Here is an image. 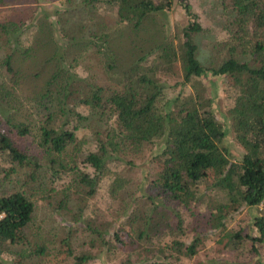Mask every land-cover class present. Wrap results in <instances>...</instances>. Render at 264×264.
I'll return each instance as SVG.
<instances>
[{"label": "trees", "instance_id": "obj_1", "mask_svg": "<svg viewBox=\"0 0 264 264\" xmlns=\"http://www.w3.org/2000/svg\"><path fill=\"white\" fill-rule=\"evenodd\" d=\"M8 1L16 0H0V5ZM95 1L114 7L116 22L131 25L133 29H137L148 16L167 11L171 4V0ZM222 5L226 16L223 30L227 36L224 46L228 56L216 67L204 68L196 57L193 36L201 31V27L193 20L182 29L181 43L177 47L172 42L163 41L151 51L157 52V56L156 64L149 69H140L135 62L119 74L114 87L87 85L90 89L85 97H80L79 103L101 107L102 111H107L106 119L109 120L108 125L93 133L94 151L81 152V142L77 141L73 131L49 125L54 119L67 117L60 103L71 96L67 85L58 83L65 72L60 66L52 71L34 68L30 75L38 80L44 72H49L39 98L46 99L51 89L57 96L54 101L58 103V111L49 113V109L43 107L42 117L46 120L36 133L43 162L19 150L7 135L0 133V155L12 165L7 169V175L12 174L17 166H28L32 175L47 169L53 181L66 172L73 173L78 200L83 204L78 208L80 218L87 200L93 198L101 178L109 171V164L120 165L121 169L114 173L108 186L111 198L117 200L120 213H114V219L119 221L129 211L125 213L129 206V201H125L126 190H129L126 185L130 182L127 173L145 156L146 147L159 145L160 152L155 158L156 174L151 183L155 197H150L152 209L144 222H130L132 228L126 229L117 221L116 230L110 231L108 224L81 218L79 231L90 236L87 244L122 252L125 258L119 264H173L172 261L182 259L188 264H214L212 261H192L205 230L223 231L225 215L241 206L257 210L264 195V0H224ZM23 24L20 19L0 22V73L3 77L0 80V117L19 137L29 134L27 126L16 122L12 116L21 85V67H13L14 48ZM49 32V24L41 28L44 37L24 50L28 52V58L22 60H29L31 53L47 43L49 49L53 46ZM53 49L50 56L58 54L57 48ZM175 64L179 66L182 85L207 73L229 80L227 88L233 101L227 117L233 139L243 151L238 162H230L227 151L221 146L225 133L213 115L211 100L204 96L203 87L197 81L191 84L188 95H178L170 100L163 98L162 86L155 75L160 70H170ZM107 66L111 69L109 64ZM68 114L76 117L82 128L88 123L87 115L73 111ZM78 160L91 172L77 170ZM199 187L215 189L226 197V204L210 209L205 230L200 231L196 226H184L182 217L183 213L188 219L195 217L191 207L199 202L196 193ZM69 196L65 192L61 203ZM34 207V202L20 191L0 196V253L21 246L42 264L49 255L48 249L43 241L31 243L26 235ZM257 213L259 216L253 221L258 233L256 237L241 235V231L225 233L231 248L243 240L251 242L250 251L256 257L252 264H262L254 244L264 241V216L258 210ZM177 236L190 237L189 241L183 242L175 239ZM165 237L170 239L168 243L163 241ZM75 238L71 234L65 236L59 242L56 255L62 261L70 258L72 264H86L92 255L88 250L75 253Z\"/></svg>", "mask_w": 264, "mask_h": 264}, {"label": "rangeland", "instance_id": "obj_2", "mask_svg": "<svg viewBox=\"0 0 264 264\" xmlns=\"http://www.w3.org/2000/svg\"><path fill=\"white\" fill-rule=\"evenodd\" d=\"M222 1L224 0H171L167 11L148 16L137 29L128 24H118L114 7L95 0H16L0 5V22L15 19L24 21L18 34V44L14 48L16 57L13 67H21V85L12 116L16 122L27 126L29 134L24 137L16 136L1 117L0 133L7 135L19 150L43 162L36 143V133L39 127L44 126L46 120L42 117L45 111L43 107H47L49 113L58 111V103L54 101L57 96H54L55 92L51 89L46 99L39 98V91L49 72H44L38 80L30 75L34 68L52 71L56 66H60L65 72L58 83L67 85L71 96L60 103L67 117L54 119L52 125L50 122L49 125L73 131L77 141L81 142L79 145L81 152L94 151L93 133L108 125L109 120L106 119L107 111H102L101 107L79 103L80 97H85L90 89L87 85L90 83L114 87L119 74L135 62L140 69H149L156 64L157 56V52L151 51L163 41L172 42L177 47L181 43L182 29L193 20L201 27V31L193 36L197 46L196 57L204 68L216 67L228 56L224 46L227 36L223 30L226 16ZM48 24L53 46L49 49L47 43L46 46L40 47V50L31 53L29 60H22L28 58V52L24 50L44 37L40 30ZM53 47L57 48L58 54L50 56ZM147 53L151 54L146 56ZM108 64L111 69L108 68ZM180 74L178 64L170 67L168 71L160 70L156 73L155 79L162 86L163 98L170 100L178 95L186 96L191 93V84L197 81L203 87L204 96L211 100L213 115L225 133L221 146L227 151L230 162H238L243 151L233 139L231 124L227 117V111L233 101V96L227 88L229 80L207 73L192 80L190 84L182 85ZM1 79L3 77L0 73ZM46 100L48 101L45 102ZM5 109L6 107L3 108L4 111ZM69 111L88 116L89 120L84 128L79 126L76 117L68 114ZM159 152L158 144L146 147L145 156L127 173L130 182L126 185L129 190H126L128 195L125 196V201L126 199L129 201V206L125 213L129 211L120 221L114 219V213L118 212L117 200L111 198L108 191L114 173L121 169L117 163L109 164V171L101 178L93 198L87 200L81 218L108 224L110 231L116 230L118 222L126 229L132 228L130 222H144L152 209L150 197H155L151 183L155 178L157 169L155 158ZM11 167L6 157L0 155V196L20 191L34 202L33 218L26 235L31 243L43 241L48 249L49 255L42 264H72L70 258L62 261L56 255L60 249L59 242L69 234L72 238L73 235L76 236V242L73 243L75 253L87 250L91 253L92 258L86 264H119L118 262L125 258L122 252L114 248L107 250L106 246L90 247L87 244L90 237L88 233H80L82 222L78 216L80 214L78 208L83 204L78 200V188L74 187L72 181L73 173L66 172L53 181V176L49 175L47 169L32 175L28 166H17L12 174L7 175V169ZM76 167L79 171L91 172L80 160ZM65 192L70 196L61 203ZM196 193L199 202L191 207L196 214L195 217L188 219L185 213L182 217L184 226L187 224L196 226L200 231L205 230L210 209L215 205L226 204V197L222 192L215 189L205 190L203 187H199ZM258 216L255 207L245 206L225 215L224 230H205L198 253L192 261L252 264L256 257L250 251L251 242L243 240L235 248H231L225 233L241 231V235L256 237L258 233L253 227V221ZM189 237L177 236L175 239L187 242ZM169 240L165 237L163 241L168 243ZM254 247L258 252V259L264 264V241L261 244H254ZM172 262L188 264V261L183 259ZM0 264L41 263L29 256L27 250L21 246H14L7 252L0 253Z\"/></svg>", "mask_w": 264, "mask_h": 264}, {"label": "built area", "instance_id": "obj_3", "mask_svg": "<svg viewBox=\"0 0 264 264\" xmlns=\"http://www.w3.org/2000/svg\"><path fill=\"white\" fill-rule=\"evenodd\" d=\"M257 210H258L260 215L264 216V195H263L261 201L259 202V204L257 205ZM0 217H1V215H0Z\"/></svg>", "mask_w": 264, "mask_h": 264}]
</instances>
